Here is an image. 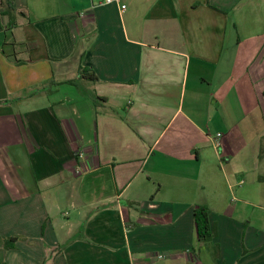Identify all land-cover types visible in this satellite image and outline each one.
I'll return each mask as SVG.
<instances>
[{
  "label": "crops",
  "instance_id": "crops-1",
  "mask_svg": "<svg viewBox=\"0 0 264 264\" xmlns=\"http://www.w3.org/2000/svg\"><path fill=\"white\" fill-rule=\"evenodd\" d=\"M14 1L0 264H264V0Z\"/></svg>",
  "mask_w": 264,
  "mask_h": 264
},
{
  "label": "trees",
  "instance_id": "trees-1",
  "mask_svg": "<svg viewBox=\"0 0 264 264\" xmlns=\"http://www.w3.org/2000/svg\"><path fill=\"white\" fill-rule=\"evenodd\" d=\"M3 8L5 15H8L12 19L13 13L16 12L15 1L14 0H3L0 4ZM82 76L88 78L89 80H97L94 72L91 70H82ZM194 220L197 227L198 239L201 243H206L213 238V230L210 222V211L205 206H199L194 212ZM15 241L14 238L9 239L5 242V247L11 248V243ZM57 249L54 250L57 253ZM52 253V252H51ZM50 254L49 258L45 260L42 264H50Z\"/></svg>",
  "mask_w": 264,
  "mask_h": 264
},
{
  "label": "built area",
  "instance_id": "built-area-1",
  "mask_svg": "<svg viewBox=\"0 0 264 264\" xmlns=\"http://www.w3.org/2000/svg\"><path fill=\"white\" fill-rule=\"evenodd\" d=\"M119 0H104V4L105 5H111V4H114V3H116V2H118ZM126 8V6H121V9L122 10H124ZM221 137H222V134H218V135H216V137L215 138H212V141H213V143H214V145L216 146V147H219L220 145H221V143H220V141H221ZM80 157L81 158H84V154H80ZM166 256L165 255H163V254H159L158 255V258H161V259H163V258H165Z\"/></svg>",
  "mask_w": 264,
  "mask_h": 264
},
{
  "label": "rangeland",
  "instance_id": "rangeland-1",
  "mask_svg": "<svg viewBox=\"0 0 264 264\" xmlns=\"http://www.w3.org/2000/svg\"><path fill=\"white\" fill-rule=\"evenodd\" d=\"M159 259H161V258H159ZM164 259V258H163ZM162 260V259H161Z\"/></svg>",
  "mask_w": 264,
  "mask_h": 264
}]
</instances>
